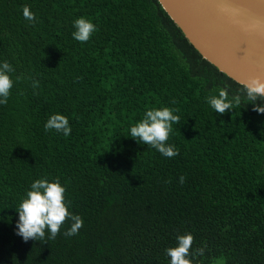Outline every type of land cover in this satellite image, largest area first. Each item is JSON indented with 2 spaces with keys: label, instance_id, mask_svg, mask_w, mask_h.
I'll list each match as a JSON object with an SVG mask.
<instances>
[{
  "label": "trees",
  "instance_id": "1",
  "mask_svg": "<svg viewBox=\"0 0 264 264\" xmlns=\"http://www.w3.org/2000/svg\"><path fill=\"white\" fill-rule=\"evenodd\" d=\"M79 17L98 29L85 43L72 36ZM4 61L15 71L0 104V264H170L187 233L203 248L193 264H264V114L243 102L216 114L208 98L241 83L158 0H0ZM165 106L180 117L172 158L130 137ZM56 113L69 136L45 131ZM42 178L66 188L77 235H64L70 221L47 243L16 234V208Z\"/></svg>",
  "mask_w": 264,
  "mask_h": 264
},
{
  "label": "clouds",
  "instance_id": "2",
  "mask_svg": "<svg viewBox=\"0 0 264 264\" xmlns=\"http://www.w3.org/2000/svg\"><path fill=\"white\" fill-rule=\"evenodd\" d=\"M25 19L35 22V15L28 6L23 8ZM72 36L75 40L88 42L97 26L85 17H79L73 22ZM15 69L8 62L0 63V104H7L13 87V79L10 73ZM19 79V77L17 78ZM39 81L33 80L32 87L35 90ZM243 97V101H242ZM262 101V103H257ZM251 103L253 111L264 114V78L252 77L248 81L241 82L240 89L229 98L227 88H220L218 95L208 98V103L217 115H223L230 110L239 107L241 103ZM169 107L148 109L143 118L130 128V137L138 143L151 146L163 156L172 158L179 154L175 146L168 144L174 124H180V117L174 114ZM45 131L55 130L65 137L71 134L68 118L60 113L51 115L44 125ZM180 183L185 182V177L179 178ZM66 188L57 178L54 181L37 179L31 184L26 197L19 203L16 211L19 214L16 234L27 242L28 240L47 243L60 234L65 224L70 223L64 235L74 236L83 227V219L78 214L70 211V201L66 199ZM46 233L48 234L46 236ZM177 244L166 249L170 257V264H193V256L203 255V248L195 253L191 251L194 236L191 233L181 234L176 237Z\"/></svg>",
  "mask_w": 264,
  "mask_h": 264
},
{
  "label": "water",
  "instance_id": "3",
  "mask_svg": "<svg viewBox=\"0 0 264 264\" xmlns=\"http://www.w3.org/2000/svg\"><path fill=\"white\" fill-rule=\"evenodd\" d=\"M195 49L241 83L264 78V0H158Z\"/></svg>",
  "mask_w": 264,
  "mask_h": 264
},
{
  "label": "rangeland",
  "instance_id": "4",
  "mask_svg": "<svg viewBox=\"0 0 264 264\" xmlns=\"http://www.w3.org/2000/svg\"><path fill=\"white\" fill-rule=\"evenodd\" d=\"M223 260L221 258H217L214 262H212L211 264H222Z\"/></svg>",
  "mask_w": 264,
  "mask_h": 264
}]
</instances>
